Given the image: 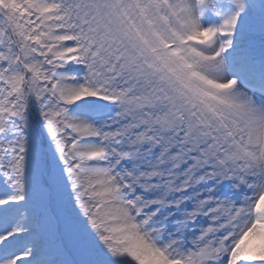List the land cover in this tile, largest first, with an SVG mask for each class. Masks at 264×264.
<instances>
[{
	"label": "snow or ice",
	"instance_id": "obj_1",
	"mask_svg": "<svg viewBox=\"0 0 264 264\" xmlns=\"http://www.w3.org/2000/svg\"><path fill=\"white\" fill-rule=\"evenodd\" d=\"M0 264H264V0H0Z\"/></svg>",
	"mask_w": 264,
	"mask_h": 264
}]
</instances>
